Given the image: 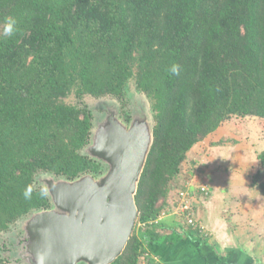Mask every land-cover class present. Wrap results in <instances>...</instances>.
I'll return each instance as SVG.
<instances>
[{"label":"trees","instance_id":"trees-1","mask_svg":"<svg viewBox=\"0 0 264 264\" xmlns=\"http://www.w3.org/2000/svg\"><path fill=\"white\" fill-rule=\"evenodd\" d=\"M133 84L155 121L135 195L144 226L111 264H158L148 247L189 151L235 117H260L264 133V0H0V232L52 207L39 175L104 171L82 153L85 98L116 99L130 122ZM6 248L0 235V264L17 262Z\"/></svg>","mask_w":264,"mask_h":264},{"label":"water","instance_id":"water-1","mask_svg":"<svg viewBox=\"0 0 264 264\" xmlns=\"http://www.w3.org/2000/svg\"><path fill=\"white\" fill-rule=\"evenodd\" d=\"M118 104H109L99 119L90 105L93 128L82 153L102 162L104 171L72 180L39 175L52 207L25 219V264H111L125 250L138 218L135 195L155 121L150 102L151 115L130 105V122Z\"/></svg>","mask_w":264,"mask_h":264},{"label":"crops","instance_id":"crops-1","mask_svg":"<svg viewBox=\"0 0 264 264\" xmlns=\"http://www.w3.org/2000/svg\"><path fill=\"white\" fill-rule=\"evenodd\" d=\"M219 137L213 143L226 141L221 131ZM220 147H217V156L220 153ZM198 158L200 157H196ZM224 164L227 165L228 162ZM201 165L199 170L192 171V168L186 171L184 176L185 178L193 172L203 174L200 178L201 184L195 187L188 183L182 185L183 190L186 189L185 191L194 196L193 203L197 205V208L204 209V213L200 215L196 212L195 217L199 224L197 228L200 230L193 226L189 227L187 219L180 213L181 210L174 206V196L170 194L169 208L174 206V209L162 216L161 221L166 225L164 229H161L163 241L149 245V251L159 262L158 264H191L193 259L188 258L190 249H193L194 253L195 250L200 253L202 257L200 264H264V198L260 200L258 192L250 183V178H254L255 171L252 170L247 175H237L232 172L227 176L228 166L213 167L206 161ZM239 177L242 182L246 180V191L239 188L238 184L241 183H237ZM206 182L209 183V193L204 199L201 197L196 202L200 195L199 186ZM232 185L236 186L235 190L231 189ZM249 189L256 194L248 193ZM173 194L176 193L173 192ZM247 194L257 198L251 205H246V202L242 200ZM239 207L241 210L238 209ZM234 212L241 213L247 218ZM164 254L166 258L162 259Z\"/></svg>","mask_w":264,"mask_h":264},{"label":"rangeland","instance_id":"rangeland-1","mask_svg":"<svg viewBox=\"0 0 264 264\" xmlns=\"http://www.w3.org/2000/svg\"><path fill=\"white\" fill-rule=\"evenodd\" d=\"M129 99H130V102H129L128 107H130L131 105V108L134 107V110H137V112L144 110L143 112L146 111L149 115H151V112H150L151 109L149 108L150 106H149V101L147 97L142 92L138 91L136 87L134 86V84L131 85V89L129 92ZM85 100L89 105H91L92 108H94L95 116L98 119L102 117L104 109H106L109 104H116L119 106L118 102H116L115 100H111L110 98H106V97H101V98L86 97ZM261 123H262V119L260 117H255V116L246 117V118L235 117L229 121H225L220 126V129H217L215 132L211 133L209 136H207L206 138L201 140L199 143H197L189 151L188 158L182 164V172L177 178L175 187L171 191V196L172 197L174 196V199H173L175 202L174 206L180 210V208H182L181 206L182 204L180 203L189 202L188 204L190 206V211L194 213L195 217H196V212H197V215H200V213H204L203 208H200V207L197 208V205L193 203L194 196L189 194L188 191H185L182 188L187 183L192 187H195L201 184L200 178L201 176H203V174H198L197 172H193V174H188V176L185 178L184 176L186 175L185 174L186 171L191 170L192 168H193L192 171L199 170L202 167L201 164L204 161H206L209 165L213 167L214 166H217V167L218 166H221V167L228 166L229 168H228L227 176L232 172L237 175H242V174L247 175L252 170L255 171V174H256V172L259 171L260 169L261 177H260V182H258V184H260L261 181H264V165L261 164L259 160V156H258L261 150L262 149L264 150V133H263ZM220 131L223 137H225L224 139H226V141H223L224 143L215 144L218 141H216L215 143L213 142L215 141L216 138L219 137ZM219 146H221L219 149L220 153L217 156L216 150L218 149L217 147ZM199 154H202V155H199ZM196 157H200V158L196 159ZM225 162L226 163L228 162V164L227 165L224 164ZM46 176L47 175H45L44 177ZM253 182H254V178L251 177L250 183H253ZM237 183H240L238 184L239 188L244 189V191H246L247 189L246 180L245 182H242L241 178L239 177L237 179ZM206 184H209V183L206 182ZM258 184H257V187H254V186L253 187L258 192L260 196V200H263L264 196L261 192V189L258 187L259 186ZM176 185L178 187H176ZM235 188L236 186L232 185L231 189L235 190ZM251 189L253 190V188ZM252 190H250L248 193H252L253 195L256 194ZM173 192H175L176 194L172 195ZM201 197L202 199L205 198V196L199 195L198 197L199 199H196V202H198V200H200ZM254 199L257 200L256 197H252V195L250 194H247L245 199L244 197L242 198V200L246 202V205H251ZM241 207L244 208L243 206ZM241 207H239L238 209L241 210ZM236 214H239L240 216L247 218L243 216L241 213H236ZM26 225H27V220L23 219V220H20L16 226H14L13 230H9L7 232H0L2 239L5 240L8 243V246L10 247L9 251L2 253V255L3 256L5 255L11 260H16V261L18 260L17 262L10 261V264H21V263L25 264V262L23 261H25L24 258L27 254L26 242L28 243V239L25 235L24 230L20 231V229H25ZM140 227L141 226L136 221L134 229L139 231ZM162 241H163V237H160L155 242V244L161 243ZM165 251L167 252V250ZM188 255H190L188 258L193 259L190 262L191 264H200V261L202 258L200 253L196 252V250L194 253L193 249H190ZM164 258H166L165 254L162 256V259Z\"/></svg>","mask_w":264,"mask_h":264},{"label":"built area","instance_id":"built-area-1","mask_svg":"<svg viewBox=\"0 0 264 264\" xmlns=\"http://www.w3.org/2000/svg\"><path fill=\"white\" fill-rule=\"evenodd\" d=\"M200 191L205 192L206 194L209 193V185L208 184H202L199 186ZM189 203V202H188ZM187 202H185L184 205H182V208H180L181 210H187L190 209V206ZM185 208V209H184ZM187 222L189 225L197 228L199 227V224L195 218V215L193 212L189 211V214L187 215ZM140 226H144V223H139ZM147 255V254H146ZM146 255L142 256L141 259V264H146Z\"/></svg>","mask_w":264,"mask_h":264},{"label":"clouds","instance_id":"clouds-1","mask_svg":"<svg viewBox=\"0 0 264 264\" xmlns=\"http://www.w3.org/2000/svg\"><path fill=\"white\" fill-rule=\"evenodd\" d=\"M15 23V21L9 20L8 26L5 28V35H9L12 32V25Z\"/></svg>","mask_w":264,"mask_h":264},{"label":"flooded vegetation","instance_id":"flooded-vegetation-1","mask_svg":"<svg viewBox=\"0 0 264 264\" xmlns=\"http://www.w3.org/2000/svg\"><path fill=\"white\" fill-rule=\"evenodd\" d=\"M7 247H9V246H8V243H7ZM9 248H10V247H9ZM9 248H6L5 251L8 252V251H9Z\"/></svg>","mask_w":264,"mask_h":264}]
</instances>
